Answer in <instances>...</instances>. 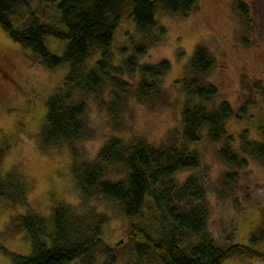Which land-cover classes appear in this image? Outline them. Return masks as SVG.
I'll return each mask as SVG.
<instances>
[{"label": "trees", "instance_id": "trees-1", "mask_svg": "<svg viewBox=\"0 0 264 264\" xmlns=\"http://www.w3.org/2000/svg\"><path fill=\"white\" fill-rule=\"evenodd\" d=\"M45 1L56 3L65 29L42 20L30 9V0H0V27L8 36L30 48L45 68H68L63 84L46 101L39 130L41 147L67 145L81 194H99L119 203L129 225L122 245L116 246L103 237L107 221L104 214L79 212L69 203L56 201L50 215L41 216L29 206L27 181L10 169L0 175V198L27 207L26 213L16 218V224L26 230L31 243L28 255L9 253L12 264H65L75 259L81 264H96L101 256L102 264H121V254L126 255L125 264H148L151 259L161 264H223L233 256L264 261V252L254 247L264 242V227L249 235L248 244H218L206 233L208 206L202 185L193 175L181 183L177 181L180 170L198 166L199 155L189 146L198 142L204 131L212 141L225 138L218 155L231 168L244 167L245 156L264 162V124L259 127L261 139H251L246 131L240 134V153L244 156L231 146L233 136L228 135L225 124L234 110L226 101L215 102L218 90L208 80L214 60L207 46H195L185 65L186 74L176 80L185 96L179 142L171 138L156 146L141 138L128 142L113 137L94 159L86 161H78L74 148V142L86 133L87 99L99 97L107 86L112 87L110 110L114 118L131 89L142 101L163 94V78L171 69L170 60L142 61L165 34L164 28L156 31L157 13L186 14L197 0ZM235 2L239 10L246 11L245 0ZM23 8L29 9L28 14L22 13ZM125 10L135 22L136 33L128 35L131 45L122 47L127 55L117 64L111 45ZM49 36L64 42L61 55L48 47ZM127 76L138 80L134 84ZM7 150L0 146V165ZM112 165L122 167V176L115 180L107 178Z\"/></svg>", "mask_w": 264, "mask_h": 264}, {"label": "rangeland", "instance_id": "rangeland-1", "mask_svg": "<svg viewBox=\"0 0 264 264\" xmlns=\"http://www.w3.org/2000/svg\"><path fill=\"white\" fill-rule=\"evenodd\" d=\"M245 4L246 11L242 12L235 0H197L186 14L158 12L156 31L164 28L165 34L148 49L142 61L170 60L171 69L163 78V94L142 101L129 90L117 118L110 110V85L99 97H89L86 133L74 142L78 161L94 159L113 137L128 142L141 138L156 146L171 138L179 142L185 96L176 80L186 74L185 65L199 43L207 46L214 60L208 80L218 90L215 102L226 101L234 110L225 124L228 135L233 136L231 146L244 156L240 153V134L246 131L251 139H261L259 127L264 124V0H245ZM29 6L42 20L53 21L65 29L56 3L30 0ZM28 12L29 9H22L23 14ZM131 33H136L135 22L125 10L111 45L117 64L127 55L122 47L131 45L128 39ZM46 43L53 53H63L65 44L57 37H47ZM67 71L66 65L45 68L30 48L12 40L0 27V146L8 149L0 175L17 170L28 183L29 206L41 216H49L56 201L69 203L79 212L104 214L107 216L104 239L111 245H122L129 218L119 203L99 194L83 196L76 184L74 158L68 146L42 149L40 144L46 101L63 84ZM127 79L135 84L138 77ZM225 142V138L210 140L204 131L202 138L189 146L199 155L198 166L180 170L177 181L181 183L193 175L202 185L208 206L206 233L211 238L222 246L232 242L248 244L249 235L264 227V162L245 156L244 167L231 168L218 155ZM108 170V179L122 176L120 165H112ZM26 211L27 207L11 205L0 198V264H12L9 253L31 252L26 230L16 224V218ZM254 247L264 252V242ZM126 260V255L121 254V264ZM103 262L101 256L96 264ZM65 264L81 261L75 259ZM148 264L161 263L151 259ZM223 264H264V261L233 256Z\"/></svg>", "mask_w": 264, "mask_h": 264}]
</instances>
